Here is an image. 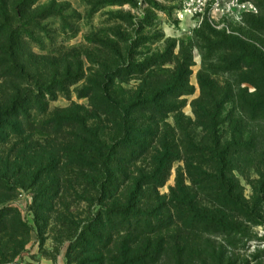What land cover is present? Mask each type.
<instances>
[{
  "label": "trees",
  "instance_id": "trees-1",
  "mask_svg": "<svg viewBox=\"0 0 264 264\" xmlns=\"http://www.w3.org/2000/svg\"><path fill=\"white\" fill-rule=\"evenodd\" d=\"M37 2L0 0V190L36 189L47 210L64 207L68 191L99 206L83 222L70 216L77 264H236L228 247L264 215V6L244 20L260 43L224 29L199 34L191 118V45L138 63L128 40L108 37L85 70L81 58L28 46L25 14ZM80 82L88 106L51 111ZM27 231L16 207L0 208V264H19Z\"/></svg>",
  "mask_w": 264,
  "mask_h": 264
},
{
  "label": "rangeland",
  "instance_id": "rangeland-1",
  "mask_svg": "<svg viewBox=\"0 0 264 264\" xmlns=\"http://www.w3.org/2000/svg\"><path fill=\"white\" fill-rule=\"evenodd\" d=\"M261 6H264V0H193V3L192 0H38L34 6L38 7L36 11L30 10L25 14L27 22H30L25 27L34 36L28 46L36 53L54 51L59 56L81 58L85 70L94 68L89 56L94 59L100 57V45L108 37L116 41L122 38L128 40L127 45L134 46V57L138 63L152 59L154 55H170V51L177 55L183 42L191 45L195 62L191 76L194 93L184 97V113L194 118L192 103L201 93L198 73L203 61L199 34L208 32L210 28L217 31L224 29L228 34L260 43L258 39L255 40L256 30L248 28L244 20L251 14H257ZM44 15L46 17H42ZM36 17L39 18V25H34L31 20ZM137 84L138 81L133 79L124 87ZM82 85L83 82H80L73 86L70 97L61 96L51 102V111L73 103L88 106V99L79 98L76 93ZM183 166V161L174 163L172 175L161 189L162 194H169L176 183L178 170ZM255 177L254 174L252 178ZM187 183H190L189 179ZM243 185L245 194L250 197L253 194L251 183L243 180ZM70 194L73 192L68 191L63 196L66 198L61 200L64 207L57 202L53 210H47L37 202V195L40 194L36 189L20 187L8 192L0 190V208L16 207L29 230L24 238L26 245L17 256V263L77 264L68 257L74 230L72 219L83 222L91 209L95 213L99 206H91L90 209V204L77 196L67 198ZM254 224H251L247 237L236 248L228 247L236 255V264H264V215ZM13 239L17 240L18 236ZM217 239L221 241V237ZM175 262L171 260L172 264ZM188 264L196 263L190 257Z\"/></svg>",
  "mask_w": 264,
  "mask_h": 264
},
{
  "label": "crops",
  "instance_id": "crops-1",
  "mask_svg": "<svg viewBox=\"0 0 264 264\" xmlns=\"http://www.w3.org/2000/svg\"><path fill=\"white\" fill-rule=\"evenodd\" d=\"M47 264H50L49 262H47ZM53 264V263H52Z\"/></svg>",
  "mask_w": 264,
  "mask_h": 264
},
{
  "label": "built area",
  "instance_id": "built-area-1",
  "mask_svg": "<svg viewBox=\"0 0 264 264\" xmlns=\"http://www.w3.org/2000/svg\"><path fill=\"white\" fill-rule=\"evenodd\" d=\"M192 3H193V0H192ZM202 8V7H201Z\"/></svg>",
  "mask_w": 264,
  "mask_h": 264
}]
</instances>
